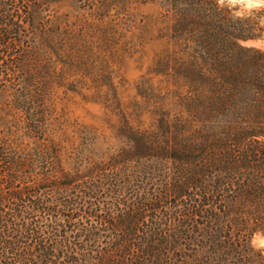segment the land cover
<instances>
[{
	"label": "trees",
	"instance_id": "16d2710c",
	"mask_svg": "<svg viewBox=\"0 0 264 264\" xmlns=\"http://www.w3.org/2000/svg\"><path fill=\"white\" fill-rule=\"evenodd\" d=\"M35 1L0 0V109L25 122L17 136L0 119L16 137L0 139V264H264L252 244L264 237V50L243 45L263 40L264 8L154 0L172 52L153 73L174 85L177 112L145 130L123 120L121 149L79 153L65 171L31 83Z\"/></svg>",
	"mask_w": 264,
	"mask_h": 264
},
{
	"label": "rangeland",
	"instance_id": "374dc122",
	"mask_svg": "<svg viewBox=\"0 0 264 264\" xmlns=\"http://www.w3.org/2000/svg\"><path fill=\"white\" fill-rule=\"evenodd\" d=\"M104 2L37 0L30 4L38 23L34 41L40 45L31 83L42 89L39 100L47 119L46 136L57 147L65 171L77 165L79 153L96 159L121 149L123 120L133 129L145 130L162 112L171 116L177 112L174 85L153 73L158 58L172 52L165 4L124 0L116 9H105ZM220 3L236 8L238 16L264 8V0ZM260 17L259 26L264 29V14ZM243 45L264 50V33L263 40ZM13 92L6 93L10 102ZM2 109L0 119L14 125L17 136L23 135L19 128L25 124L23 113ZM7 133L0 126V139L16 138ZM21 142L26 146L32 140L23 137ZM252 244L264 255V237L256 235Z\"/></svg>",
	"mask_w": 264,
	"mask_h": 264
}]
</instances>
